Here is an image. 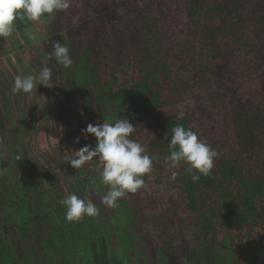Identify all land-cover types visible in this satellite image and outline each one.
Listing matches in <instances>:
<instances>
[{
	"label": "trees",
	"instance_id": "trees-1",
	"mask_svg": "<svg viewBox=\"0 0 264 264\" xmlns=\"http://www.w3.org/2000/svg\"><path fill=\"white\" fill-rule=\"evenodd\" d=\"M101 3L108 0H72L51 26L71 35L81 21L98 23L94 32L78 27L88 42L74 58L68 40L63 43L73 59L66 70L74 84L65 85L66 93L82 98L86 112L93 107L128 118L136 127L132 138L159 154L145 185L120 199L136 222L131 264H176L189 255L194 264H264V0H116L109 5L116 4L117 17L106 19L96 9ZM23 22L35 23L17 20L22 33ZM177 125L219 152L209 176L193 181L186 164H164ZM8 143L0 140V264H77L60 247L66 230L56 232L36 216L46 215L37 208L45 190L13 196L17 182L35 188L36 169L25 170L23 162H38L25 141L15 159ZM20 212L33 217L28 223L38 224L45 241H54L25 239ZM91 233L86 264H125L108 233Z\"/></svg>",
	"mask_w": 264,
	"mask_h": 264
},
{
	"label": "rangeland",
	"instance_id": "rangeland-1",
	"mask_svg": "<svg viewBox=\"0 0 264 264\" xmlns=\"http://www.w3.org/2000/svg\"><path fill=\"white\" fill-rule=\"evenodd\" d=\"M111 1L116 3V0H108L107 4L101 3L96 6V9L103 11L104 18L102 19L110 18V16L117 17L114 10L117 3L110 6ZM95 2L96 4L100 3ZM53 18L54 16L52 19L44 17L43 20L31 25L23 22L24 33L16 27L12 36L0 37V140H4V143L9 142L8 150L14 159V155H17V158L20 157L17 149H20L21 143L25 141L27 145H30L32 158L39 163L32 160L23 162L25 170L34 171L36 169V176L32 177L35 188L17 182L18 191H13V196L32 193L33 189L37 193L40 190H45L40 199L37 197V208L45 212L46 215L41 213L40 216L38 214L36 216L48 224L47 226H52L56 232L60 229L66 230L64 232L67 234V241L62 243L58 240L56 242L64 244L60 245L64 248L63 255L71 257L72 260L74 258L77 264H86L88 251L84 253L83 248L88 247L89 241L86 238L90 240L92 231H97L99 235L102 231L108 233L111 241L117 244L118 250L123 251L125 264H131L133 260L137 261V256L133 257L132 255L138 253L137 239H135L136 222L134 218L131 219V213L126 208L127 203L119 200L115 208H109L101 202V196L106 194L108 187L103 184L99 176L102 169L99 157H94L91 162L86 163L80 169H75L66 162V157L71 155L72 151L79 150L85 145L95 147L96 138L94 135L87 134L85 137L82 129H85L89 123H114L117 116L105 115L95 111L93 107L87 113L84 107L86 102L82 98L76 99L74 94L71 97L66 93L70 90L65 85H69L71 82L74 84V81L68 78L69 72L66 70L68 68L58 64L55 59H47L48 54L53 50L52 45L57 41L63 44L65 40H68L73 49L74 58L77 53L82 52L85 42H88L84 38H79L78 27L81 26L94 32L96 29L93 27L98 23L81 21L78 23L77 29L70 35L66 31H61L62 29L55 31L51 26ZM24 34L30 38V42L26 40ZM98 47L97 42L93 47L90 46L94 52ZM45 62L49 67H53L54 76L53 80L48 82V86L37 85V90L31 96L36 108L35 113L38 115L34 120L29 118L31 104L28 95L16 93L13 90L14 79L17 75L39 72ZM47 137L50 141L47 140ZM77 138H79V142H77ZM46 142H52V146H48L49 144ZM37 165L38 167H36ZM40 171L45 174L43 177L38 176V173L42 174ZM3 174H5V169H0V175ZM24 179L29 180L27 176ZM153 190V186L146 188L150 194ZM72 193L77 194L80 198L91 200L99 209L98 215L84 216L79 221H67L66 209L59 204V200ZM14 206L17 208V204ZM19 214H23V218L27 219L23 227L19 228L25 239L34 241V243L39 240L40 245L48 242L50 244L54 241H45L38 224L28 223L33 221V217L23 212ZM16 218L19 219L18 215ZM37 223L42 222L37 221ZM43 240L44 242H41ZM65 243H68L69 246L72 245L75 251L71 246L67 247ZM190 257V255L183 256L177 258L175 262L184 264L183 260H186L185 264H194ZM141 259L143 260V256ZM158 259L160 258L158 257Z\"/></svg>",
	"mask_w": 264,
	"mask_h": 264
},
{
	"label": "clouds",
	"instance_id": "clouds-1",
	"mask_svg": "<svg viewBox=\"0 0 264 264\" xmlns=\"http://www.w3.org/2000/svg\"><path fill=\"white\" fill-rule=\"evenodd\" d=\"M72 0H0V37L8 38L13 35L17 20L38 22L46 15L51 17L71 7ZM52 52L47 59L69 68L73 65L70 50L59 41L52 45ZM53 67L47 62L39 72L17 75L14 79L13 90L16 93L28 94L30 97L37 90V85H46L53 80ZM134 125L128 118L118 119L114 123H89L82 132L92 134L96 138L95 147L85 145L79 150L72 151L66 157V162L75 169H80L94 157H99L102 169L99 176L108 187L106 194L101 196V202L109 208H115L118 201L127 193H135L145 185V175L153 170L154 161L159 154H150L147 147L132 138ZM169 142L170 154L165 156L164 164L178 168L186 164V171L191 174L193 181L200 176H209L215 167V159L219 152L192 128L177 125L171 129ZM79 142V138H77ZM176 172L172 178L175 179ZM66 209L65 216L69 222L79 221L84 216L98 215V207L88 199L80 198L72 193L59 200Z\"/></svg>",
	"mask_w": 264,
	"mask_h": 264
}]
</instances>
